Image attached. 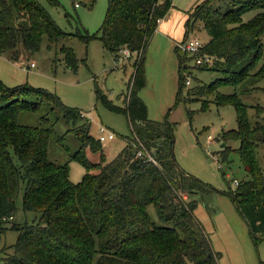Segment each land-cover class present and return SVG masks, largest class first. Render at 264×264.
<instances>
[{
    "label": "trees",
    "instance_id": "16d2710c",
    "mask_svg": "<svg viewBox=\"0 0 264 264\" xmlns=\"http://www.w3.org/2000/svg\"><path fill=\"white\" fill-rule=\"evenodd\" d=\"M214 1L195 7L186 36L193 30L192 21L203 23L210 36L203 51L215 57L212 70L222 76L209 85L191 86L183 94L182 68L190 58L177 50V98L202 101L214 95L216 105L235 106L238 129L221 136L225 142L240 141L234 150L248 178L239 180L231 195L257 246L264 240V171L257 156L258 146L264 143L262 108L256 107L258 120L252 123L238 93H222L219 88L232 85L237 89L247 79H264V0H224L221 6ZM172 6V0H109L101 35L83 37L87 41L100 38L115 60L124 48L137 54L128 91L123 94L124 106L115 104L94 78L97 101L126 114L132 131L110 161L81 111L65 106L45 89L28 84L11 87L0 78V239L9 228L19 232L15 251L2 258L3 264H220L221 253L196 217V202L191 199L208 186L178 166L173 127L150 119L140 96L147 84L149 42ZM251 10L259 12L245 21L243 16ZM45 35L53 41L66 34L38 0H0V53L15 50L19 42L34 52ZM61 51L68 67L77 68L73 50L62 47ZM44 103L64 114L81 140V148L72 156L86 168L78 183L71 181L68 163L48 157L50 137L55 135L61 145L64 137L49 125L29 126L18 121L20 110L36 112ZM202 105L208 109L204 102ZM142 145L146 155L141 157ZM86 149L99 153V161L86 158ZM231 150L225 147L222 151L223 161ZM21 181L25 183V212L39 216L33 223L14 222ZM150 204L172 226L156 225L147 211Z\"/></svg>",
    "mask_w": 264,
    "mask_h": 264
},
{
    "label": "rangeland",
    "instance_id": "374dc122",
    "mask_svg": "<svg viewBox=\"0 0 264 264\" xmlns=\"http://www.w3.org/2000/svg\"><path fill=\"white\" fill-rule=\"evenodd\" d=\"M38 1L66 35L53 41L47 35L43 36L39 49L34 52L19 42L15 50L8 52L10 57H17L16 66L13 67L15 73L10 72L12 78L4 83L11 87L28 84L54 93L65 106L81 111L90 122V133L95 138L99 137L100 127L112 131L115 139L103 143L104 153L110 161L126 145V137L131 136L132 131L126 114L112 111L97 101L94 78H97L101 88L115 104L124 106L123 94L128 91L127 82L134 71L132 64L137 54L127 56L120 53L121 60L117 65L114 56L100 38L90 41L83 38L87 35H101L109 0ZM172 1L168 16L163 18L162 24L159 22L149 42L146 51L147 84L140 96L148 106L150 119L173 127L174 157L178 166L208 186L207 191L194 193L191 199L196 202V217L208 233L214 249L221 253L220 264H264V240L257 246L253 243L248 225L236 209L231 195L237 189L235 181L248 178L240 156L234 150L239 148L240 141L228 139L225 142L221 136L223 132L238 129L235 106L216 105L214 95L202 101L177 98L180 91V62L176 44L185 39L187 23L195 7L207 0ZM223 3L224 0L214 1L218 6ZM258 12L251 10L243 19L249 21ZM193 24L190 36L207 43L210 36L203 23L197 20L195 23L192 21ZM62 47L73 50L78 60L77 68L68 67ZM32 62L35 67L29 68ZM212 65L210 63L208 68L192 70V87L198 84L209 85L222 76L220 72L212 70ZM188 87H183V94L188 92ZM219 90L229 94L237 92L240 101L247 106L248 118L252 123L258 120L256 107L262 108L261 116L264 117V79H247L237 89L232 85H223ZM202 102L208 109L203 108ZM43 117L49 122L46 123ZM18 121L29 126L49 125L56 135L64 137V145L57 141L55 135L50 137L48 157L52 161L69 164L72 182L82 180L86 168L79 160L72 158L82 143L74 132V125L66 122L64 114L52 110L48 103H44L36 112L20 110ZM209 136L213 138L211 144L208 143ZM223 143L225 146H222ZM225 147L232 148L227 161L222 160ZM257 152L259 164L264 171V143L258 146ZM85 156L94 162L100 159L99 153H93L90 149H86ZM24 193L25 183L21 181L14 214V222L17 224L39 220L38 214L25 212ZM147 211L156 225L172 226L160 218L154 204L148 205ZM18 236V230L12 228L1 236L0 264H3L2 258L6 254L14 253Z\"/></svg>",
    "mask_w": 264,
    "mask_h": 264
},
{
    "label": "built area",
    "instance_id": "2783aa9c",
    "mask_svg": "<svg viewBox=\"0 0 264 264\" xmlns=\"http://www.w3.org/2000/svg\"><path fill=\"white\" fill-rule=\"evenodd\" d=\"M205 46V43H203L199 38L197 37H191L190 34L185 37L183 42L177 43L176 48L177 50L188 56L190 58L188 65L182 68V74L184 76V83L185 86H191L192 80V70L198 67H201L203 65H210V63H213L215 57L207 54L203 51V48ZM120 53H125V55H130L133 52H131L128 48H124L119 52L118 59H116L117 65H119V60H121ZM35 67V63H30L29 68ZM188 87V88H189ZM98 139L101 142H106L107 140H113L115 139V134L105 129L104 127H100L99 129V137ZM213 142L212 136L208 137V143L211 144ZM146 155V149L142 145V148L138 151V156ZM148 158L155 161L151 155H148ZM236 185H238V180L235 181Z\"/></svg>",
    "mask_w": 264,
    "mask_h": 264
},
{
    "label": "crops",
    "instance_id": "0c3cea01",
    "mask_svg": "<svg viewBox=\"0 0 264 264\" xmlns=\"http://www.w3.org/2000/svg\"><path fill=\"white\" fill-rule=\"evenodd\" d=\"M162 20L160 21V24H162ZM8 52L9 51L0 53V77L5 82H9L10 78H12V77H10V76H12V75H10V72L15 73V71L13 70V67L16 66V62H17L16 58L14 56L10 57L11 55ZM4 78H6V79H4Z\"/></svg>",
    "mask_w": 264,
    "mask_h": 264
},
{
    "label": "water",
    "instance_id": "95a60500",
    "mask_svg": "<svg viewBox=\"0 0 264 264\" xmlns=\"http://www.w3.org/2000/svg\"><path fill=\"white\" fill-rule=\"evenodd\" d=\"M222 146H225V143H223Z\"/></svg>",
    "mask_w": 264,
    "mask_h": 264
}]
</instances>
